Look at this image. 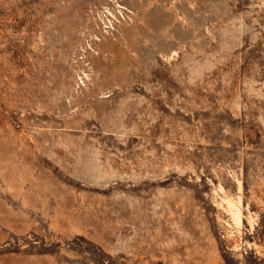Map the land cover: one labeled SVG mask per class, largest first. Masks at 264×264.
Listing matches in <instances>:
<instances>
[{
    "label": "rangeland",
    "instance_id": "1",
    "mask_svg": "<svg viewBox=\"0 0 264 264\" xmlns=\"http://www.w3.org/2000/svg\"><path fill=\"white\" fill-rule=\"evenodd\" d=\"M0 264H264V0H0Z\"/></svg>",
    "mask_w": 264,
    "mask_h": 264
}]
</instances>
